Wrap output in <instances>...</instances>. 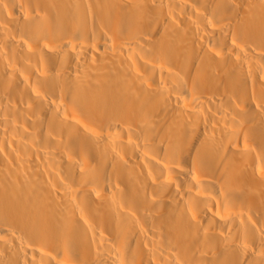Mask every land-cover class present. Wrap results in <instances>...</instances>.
Returning <instances> with one entry per match:
<instances>
[{
    "label": "bare ground",
    "instance_id": "obj_1",
    "mask_svg": "<svg viewBox=\"0 0 264 264\" xmlns=\"http://www.w3.org/2000/svg\"><path fill=\"white\" fill-rule=\"evenodd\" d=\"M0 264H264V0H0Z\"/></svg>",
    "mask_w": 264,
    "mask_h": 264
}]
</instances>
